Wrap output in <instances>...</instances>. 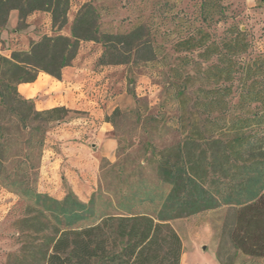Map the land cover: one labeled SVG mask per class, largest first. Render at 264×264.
<instances>
[{
  "label": "trees",
  "instance_id": "trees-1",
  "mask_svg": "<svg viewBox=\"0 0 264 264\" xmlns=\"http://www.w3.org/2000/svg\"><path fill=\"white\" fill-rule=\"evenodd\" d=\"M210 7L204 0V19ZM70 9L71 0H0V42L12 11L19 12L18 29L32 14L48 13L54 32L28 51L0 54V183L32 200L17 221L22 245L12 264H181L182 239L164 216L103 215L83 225L92 217V199L86 204L68 191L59 200L37 190L45 125L69 110L38 111L18 86L40 73L62 80L84 42L104 47L99 63L106 66L151 62L158 55L144 25L102 32L91 3L78 12L71 36L60 34ZM199 32L176 45L177 52L189 53L182 66L196 71L175 81L182 140L158 154V175L170 186L166 206L173 218L227 208L219 263L246 258L243 264H264V54L245 57L246 34L233 26L220 37ZM174 71L171 78L182 77Z\"/></svg>",
  "mask_w": 264,
  "mask_h": 264
},
{
  "label": "rangeland",
  "instance_id": "rangeland-1",
  "mask_svg": "<svg viewBox=\"0 0 264 264\" xmlns=\"http://www.w3.org/2000/svg\"><path fill=\"white\" fill-rule=\"evenodd\" d=\"M203 1L71 0L68 19L74 20L80 9L86 3H91L99 11L101 30L104 33H126L138 25L146 26L158 49V55L151 62L106 66L99 63L105 49L97 43L103 47V53L95 62L96 69H114L110 75L115 76V85L128 95L118 101V106L110 105L109 95L101 98L103 101L97 99L94 108L90 106L91 111H87L85 106L78 110L61 106L69 111L64 113L63 119L45 125L47 132L40 169L46 150L58 145L53 138L54 134H60L63 129L80 138L91 137L89 148L92 145L97 148V144L100 149L99 143L91 135L100 129V123L107 122L110 134L116 141V148L110 157L101 159L99 182L93 190L80 188V195H77L69 181L61 183L60 177L54 178L52 175H49L48 183L40 175L37 183L39 192L59 200H63L68 191L75 193L83 203L88 204L92 199V217L83 225H90L96 221L95 218L103 215L147 214L155 219L164 216L182 239V257L188 259L186 264H220L217 251L227 208L173 218L166 206L170 186L162 182L158 175V154L182 140L175 84L196 71L192 65L182 66L180 60L189 53L177 52L176 45L192 35L200 34L201 29L220 37L233 26L246 34L249 51L245 57L250 59L264 54V0H208L211 5L208 20L204 19ZM36 13L49 16L45 12ZM39 21L42 23L44 19ZM208 26L211 27L208 29ZM69 28L68 21L62 31H68ZM43 35L48 34L41 33V37ZM12 53L7 57H11ZM193 56L196 58L197 55ZM174 69L179 70L178 74H182V77L171 78L176 73ZM197 87L194 86V89ZM96 97H99L97 92H88L81 101L95 100ZM50 109L53 108L46 110ZM115 111L119 113L113 116ZM107 117H111L112 122H108ZM96 148L95 152L102 154V150ZM30 201L27 196L16 194L0 183V264H12L14 255L20 252L22 240L17 221L25 216ZM246 260L242 258L238 264Z\"/></svg>",
  "mask_w": 264,
  "mask_h": 264
},
{
  "label": "crops",
  "instance_id": "crops-1",
  "mask_svg": "<svg viewBox=\"0 0 264 264\" xmlns=\"http://www.w3.org/2000/svg\"><path fill=\"white\" fill-rule=\"evenodd\" d=\"M39 19H44V22L40 23ZM19 20V12L12 11L2 32L0 52L6 56H10L14 51H28L31 43L41 38V33L50 36L54 34L50 15L35 13L27 20V27L24 29H18ZM74 20H69L70 28L68 31H62V35L71 36ZM102 53L101 45L84 42L73 64L64 70L62 80L40 73L35 82L19 85L18 91L24 98L34 100L38 110L61 106L78 110L85 106L87 111H91L97 99L103 101L101 98L108 95L111 100L110 105H117L118 101L123 100L128 94L124 90H118L115 85V76L110 75L114 69H96L95 62ZM88 92H97L99 97L89 101L85 99L82 102V97ZM97 114L99 116L100 112ZM109 126L107 122L100 123V129L95 130L94 135L90 133L99 143L100 149L97 144V148L94 145L89 148L88 142L91 141V137L80 138L79 135L65 129L61 130L60 134L55 133L53 138L58 145L46 150L40 169L41 179L48 183L49 175L54 178L60 177L61 183L69 181L70 187L77 195H80V188L86 190L96 188L99 182L101 159L110 157L116 148V141L110 134ZM95 148L102 150V154L96 153ZM187 260L186 257H182L181 264H186Z\"/></svg>",
  "mask_w": 264,
  "mask_h": 264
}]
</instances>
